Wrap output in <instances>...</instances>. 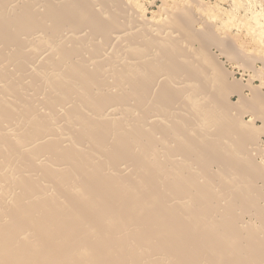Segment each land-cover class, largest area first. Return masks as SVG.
<instances>
[{
    "label": "bare ground",
    "instance_id": "6f19581e",
    "mask_svg": "<svg viewBox=\"0 0 264 264\" xmlns=\"http://www.w3.org/2000/svg\"><path fill=\"white\" fill-rule=\"evenodd\" d=\"M150 4L0 0V264H264V55Z\"/></svg>",
    "mask_w": 264,
    "mask_h": 264
},
{
    "label": "rangeland",
    "instance_id": "374dc122",
    "mask_svg": "<svg viewBox=\"0 0 264 264\" xmlns=\"http://www.w3.org/2000/svg\"><path fill=\"white\" fill-rule=\"evenodd\" d=\"M173 1L177 2L179 0H173ZM204 1L209 6L211 13H209L208 11L207 13L201 11V13L204 17H209L208 15L212 16L210 17L211 19L210 21L216 25V26L214 25L215 30L218 33L221 32L220 36L222 35L224 37V35L226 34L225 37H227L228 35H230L229 37H232V39L234 37V40H237L238 45L239 44L242 45L243 47L242 46L241 47L244 48L243 50L247 54L250 53L249 55H251L252 57L258 58L264 55V49H261V47L264 48L263 47L264 46V39H263L264 38V30H263L264 0H204ZM160 6H161V0H154V4H150L149 6V12L158 11V8ZM181 7L184 6L182 5ZM260 42L263 44V46ZM212 51L215 53L216 57L218 56L217 59H219L223 67L229 73L232 72L235 78L241 80L242 83H247V80L250 79L251 77V79L254 80L253 82L254 85L261 86V83H263V85L260 88L262 91H264V82H261V80L264 81V64L260 60V58H258L254 62L253 67H251L252 69H250V67H247L245 64L241 63L242 61L237 62L236 60L230 59L229 57L227 58V56L220 54V51H218V49L216 48H213ZM231 99L233 102L237 101V98L235 96H232ZM259 121L260 120H258L256 123L258 125H261ZM261 136L262 138H260V140L261 139L264 140L263 137L264 135Z\"/></svg>",
    "mask_w": 264,
    "mask_h": 264
}]
</instances>
